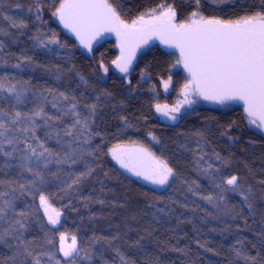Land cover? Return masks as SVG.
Instances as JSON below:
<instances>
[{
  "label": "trees",
  "instance_id": "1",
  "mask_svg": "<svg viewBox=\"0 0 264 264\" xmlns=\"http://www.w3.org/2000/svg\"><path fill=\"white\" fill-rule=\"evenodd\" d=\"M38 2L39 13L36 12L37 0H0V32L5 33L0 35V44L3 45L0 47V77L4 78L5 86L15 84L19 88L23 84L30 89L29 100L17 106V110L30 111L34 107L30 102L34 99L33 94L43 92L48 95L44 91L46 88L74 95L79 100V110L85 114L87 110L83 106L96 102V96L101 97L100 110L92 128L94 133H99L92 145L99 146L100 152L95 160L85 157L96 171L83 182L78 193H72L71 198L64 194L55 195L58 190L48 189L53 206L64 213L61 225L56 227L70 235L76 234L85 247L89 246L93 236L111 238L119 234L121 240L115 242V247H119L120 252L135 264H250L244 255L258 260L264 258V183H261L264 181V135L248 129L244 110L237 108L222 112L202 108L185 116L176 126L162 125L154 117L150 81L155 83V89L160 90L159 80L167 75L169 66V58L164 52L155 48L143 56L129 81L113 73L99 77L96 73L101 69L98 63L111 64L114 59L112 45L103 43L91 59L83 49L76 48L77 42L64 33L57 18L52 16L59 0ZM109 2L125 20H132L163 3L172 5L180 19L198 11L205 18L225 21L255 14L264 6V0H200L199 5L195 0ZM6 17L24 21L28 27L14 28ZM53 35L60 44L42 46L34 39L40 36L47 40ZM27 60L31 63H25ZM15 64H20V68L13 67ZM142 71L149 75L150 81H140ZM81 77L88 83H82ZM0 105L10 108L6 102H0ZM46 110L55 113L51 105H47ZM70 123L71 118L65 117L63 124ZM44 131L39 129L37 135L43 138ZM196 133L205 138L201 143L209 157L215 150L232 160V166L222 170L244 178L245 188L251 187V209L240 195L232 192L225 193V199L221 201L226 212H219L218 208L200 198L216 195L219 190L203 175L204 161L200 162L199 168L194 162L199 154L196 141L200 137ZM133 141L150 146L157 157L173 168L175 176L166 188L158 190L145 185L140 178L110 159V147ZM49 146L57 147L54 141H50ZM5 159L0 157V165ZM209 162L219 166L214 159ZM10 163L15 165L20 161L17 158ZM50 167L55 169V165ZM64 168L73 170L67 165ZM74 170H83V164L75 165ZM19 173L15 167L5 169L0 172V179L22 181L30 178L28 173L23 177ZM193 181L200 185L195 195L188 191L189 186L195 188ZM101 200L103 204L99 203ZM32 203L30 195L19 197L16 210H23ZM159 208L164 212L157 211ZM42 225L51 227L46 224L41 209L40 217L29 222L24 234L25 240L33 241L37 253L45 247ZM141 236L144 239L141 240ZM125 239L127 243H124ZM137 242L138 246H131ZM8 243L15 245L17 242L10 239ZM234 248L242 255L237 256ZM14 251V248L0 244V264H16L11 259ZM94 251L96 255L92 264H104L105 261L120 264L119 257L103 241ZM28 264H31L30 260Z\"/></svg>",
  "mask_w": 264,
  "mask_h": 264
},
{
  "label": "snow or ice",
  "instance_id": "2",
  "mask_svg": "<svg viewBox=\"0 0 264 264\" xmlns=\"http://www.w3.org/2000/svg\"><path fill=\"white\" fill-rule=\"evenodd\" d=\"M199 2L200 0H195L197 5ZM40 11L37 0L36 12ZM146 15L147 19L142 15L137 20L126 23L109 0H59L52 12V16L89 51L101 34L115 33L121 54L112 63L122 73L129 71L137 50L154 38L159 39L166 47L176 49L179 53L176 64L182 65L189 77L180 93L183 99L171 107L167 104L155 105L156 112L170 121H177L181 108L195 104V97L198 96L219 104L241 101L249 123L264 131V6L260 12L227 21L208 19L198 11H193L188 23H176L175 10L163 4L159 12L153 10ZM39 18L37 15V19ZM6 19L10 20L14 28L28 27L24 21L18 22L11 17ZM3 34L5 33L0 32V35ZM34 39L42 46L60 44L54 35L47 40L40 36ZM25 63L30 64L31 61L27 60ZM13 67L20 68V64ZM101 68L107 73L108 69L103 63ZM81 81L88 83L83 77ZM170 84L169 77L164 81L165 90ZM29 91L23 84L19 88L15 84L5 86L4 78L0 77V102L10 105L9 109L0 105V157L6 158L3 165H0V172L15 167L20 170L21 177L25 173L30 174V178L22 181L0 179V244L15 249L11 259L16 264H28L29 260L31 264H92L93 256L96 255L94 249L103 241L119 257L120 264H135L120 252L119 247H115V242L121 240L119 234L111 238L93 236L88 242L89 246L85 247L76 234L70 235L57 228L56 226L61 225L64 213L53 206L52 195L48 191L49 188L58 190L55 195L64 194L71 198L72 193H78L83 182L96 171L85 157L95 160L100 152L99 146L92 145L94 137L99 135L92 128L100 110L101 97L96 96V102L83 106L87 110L85 114L79 110L80 103L74 95L46 88L44 91L48 95L43 92L33 94L34 99L30 102L34 103V107L30 111L17 110V106L24 105L29 100ZM47 105L55 110L54 114L46 110ZM65 117L71 118L70 124H63ZM61 124L63 126H58ZM41 128L45 130L43 138L37 135ZM195 135L200 139L196 141V151L199 154L194 162L199 168L200 162L204 161L206 166L201 169L203 175L219 190L216 195L208 194L200 198L214 208H219L220 201L225 199L224 194L232 192L240 195L251 209V187L245 188L242 182L244 178L222 170L230 168L232 160L215 150L209 157L207 149L201 143L205 138L201 133ZM152 138L156 139L155 136ZM50 141H54L57 147H50ZM84 145L92 146L85 148ZM110 154L122 169L152 185L163 188L175 176L173 168L165 160L143 146L116 144L110 149ZM205 157L209 159L205 160ZM17 158L19 164L10 163ZM213 159L219 162L218 167L209 162ZM77 164H83V170H74ZM52 165H55L54 170L50 167ZM65 165L73 170L66 171ZM192 184L195 188L189 186L188 191L195 195L200 185L195 181ZM25 195H30L33 203L17 211L16 201ZM99 203L103 204L104 201ZM172 203L176 201L172 200ZM41 209L43 217H46V224L51 227L42 225L45 247L37 253L32 246L33 241L25 240L24 234L29 222L40 217ZM157 211L164 212V209L159 208ZM10 239L17 243L9 244ZM140 239L144 237L141 236ZM127 242L125 239L124 243ZM131 246H138V242ZM233 250L237 256L242 255L241 251L235 248ZM100 254H103V247ZM243 258L250 264H264V258L258 260L249 255H244Z\"/></svg>",
  "mask_w": 264,
  "mask_h": 264
},
{
  "label": "rangeland",
  "instance_id": "3",
  "mask_svg": "<svg viewBox=\"0 0 264 264\" xmlns=\"http://www.w3.org/2000/svg\"><path fill=\"white\" fill-rule=\"evenodd\" d=\"M161 5L162 4H160V5L156 6V7L150 8V9L142 12L141 14L137 15L132 20H125L124 18H122L121 15H120V12L118 11V9L115 8L114 6L113 7L116 9L117 13L120 15V17H121L122 20H124L126 23H131L133 20H137L142 15L145 16V18L147 19L148 16L146 15V13H150L153 10H156L157 12H159V9H160V6ZM163 5L170 6V7L173 8L172 5H168V4H164V3H163ZM199 14L202 15L201 13H199ZM190 16H191V14L188 15V16H186L185 18L180 19L177 16V12H176L175 22L176 23H188ZM54 18H56V17H54ZM103 43H108V44L112 45V48L115 49L116 52L118 51L119 41H118L115 33H111V35L108 37L107 41L100 43L99 46L103 45ZM80 46L81 45L77 42L76 48H79L82 51L83 47L81 46L82 48H80ZM99 46L97 45L96 48H98ZM149 50H150L149 48L145 47V48L139 49L138 50L139 51L138 53L136 52L137 53V55H136V57H137V64H138L139 60L148 53ZM83 51L85 53H88L89 57H91V59H93V51L92 52L91 51H85L84 49H83ZM120 54L121 53L118 52L114 56V58H116V57L118 58L120 56ZM164 54H166L168 56V58H169V66H168V73H167V75L164 78H161L159 80L160 90H158V88L155 89V87H154L155 86V83H153L152 81H150L151 79H150L149 75L145 71H142V73L140 75V81H142V82L150 81V83H152L151 84V87H152L151 94L153 95V98H155V100L153 101V109H154V107H155V105L157 103H159L161 105L167 104V105H169L171 107V106H174L176 103H178L179 100L183 99V97L180 95V93H181V90L183 89L184 84L187 83V81L189 79L188 73L184 70L183 66L180 65V64H176V61H177V59L179 57L178 51L176 49H168V50H166L164 52ZM101 63H98V68H101ZM111 64H104L103 63L104 67H107L108 71H107V73H105L102 68L99 69V71H96L95 70L96 73H97V75L99 77H103V75L106 76V74H110V73H114V75L118 74L117 71H115V68ZM134 71L135 70H133V72H131V73L126 74L122 79H124V81H129L130 78L132 77V75L134 74ZM169 77L171 78V84L168 87V89L165 90V88H164V81L165 80H168ZM195 99H196V103L195 104H193V105H191L189 107L187 105H185L183 108H181V111H180V113L178 115L179 117L183 116V118H184L185 116L189 115L192 112H195V111H197L199 109H202V108H208V107L209 108H215L218 111H222V112H228V111H232V110L237 109V108H242L241 106H239L237 104H234V103H225V104H222V105H219V106L211 107L210 105H208V103L206 101L202 100L200 97L197 96V97H195ZM154 117L157 120V117H156L155 114H154ZM245 123H246V126L248 127V129H250V130H252V131H254L256 133H262L264 135V131L256 128L255 125H251L249 123L248 117H245ZM162 125H164V124H162ZM164 126H166V125H164ZM166 127H169V126H166ZM148 140H150L151 142H153L151 139H148ZM122 144H124V145H140V146H143V147L147 148L149 151H151L153 153V151H152V149H151L150 146L144 145V144L139 143V142L133 141V142H127V143H122ZM112 147H110L108 149V154H109L110 159L114 162V160L112 159L111 154H110V149ZM115 163H117V162L115 161ZM171 181L172 180H170V182ZM144 184L150 186L153 189H158V190H162V189H164V188H166L168 186V185H166L163 188H161L159 186L152 185L150 183H148V184L144 183ZM220 203H221V201H220ZM218 209H219L218 210L219 212H226V206L222 205V203H221V205L219 206ZM62 219H63V216L61 217V222H62Z\"/></svg>",
  "mask_w": 264,
  "mask_h": 264
},
{
  "label": "water",
  "instance_id": "4",
  "mask_svg": "<svg viewBox=\"0 0 264 264\" xmlns=\"http://www.w3.org/2000/svg\"><path fill=\"white\" fill-rule=\"evenodd\" d=\"M58 22H59V25H60V27H61V29L64 31V33L68 36V37H71V38H73L75 41H77L78 43H79V40L77 39V37L73 34V33H71L68 29H66V28H64V26H63V24L58 20ZM109 32H105V33H103V34H101L94 42H93V44H92V48H93V46L95 45V43L98 41V40H100V39H103L107 34H108ZM80 44V43H79ZM147 44H149V45H155V44H160L162 47H166L165 45H163V44H161V42H160V40L159 39H152V40H150ZM82 46V45H81ZM83 47V46H82ZM83 49L85 50V51H89L87 48H84L83 47ZM134 61H135V59L132 61V64H131V66H130V68H129V70L132 68V66H133V64H134ZM116 67V66H115ZM207 103H208V105H210L211 107H215V106H219V105H222V104H219V103H216V102H214V101H208V100H205ZM225 103H234V104H237V105H239V106H241L242 108H243V110H244V106H243V103L241 102V101H226ZM224 103V104H225ZM154 111L156 112V110H155V108H154ZM245 112V111H244ZM157 113V112H156ZM157 114H159V116L161 117V121H162V124H164V125H166V126H175V125H177L178 123H179V121H178V118H177V121H175V122H173V121H170L169 119H167L166 117H164V116H162L160 113H157ZM246 114V113H245ZM129 146H132V145H129ZM145 148V147H144ZM142 179V178H141ZM142 181L144 182V183H146V184H148L149 182H147V181H145V180H143L142 179Z\"/></svg>",
  "mask_w": 264,
  "mask_h": 264
},
{
  "label": "flooded vegetation",
  "instance_id": "5",
  "mask_svg": "<svg viewBox=\"0 0 264 264\" xmlns=\"http://www.w3.org/2000/svg\"><path fill=\"white\" fill-rule=\"evenodd\" d=\"M111 35V33H108L103 39H100V40H98L96 43H95V45L93 46V48H92V50H91V52L93 51V53H94V51L97 49L96 48V46L98 45L99 46V44L100 43H102V42H105V41H107V39H108V37ZM145 47H147V48H149L150 50L149 51H151V50H153V49H155V48H159L162 52H165L166 50H168V49H173V48H168V47H162L160 44H155V45H149V44H146V45H143L141 48H139V49H142V48H145ZM96 48V49H95ZM138 49V50H139ZM114 50V53H115V55L118 53V52H120V47L118 48V51L116 52V50L115 49H113ZM137 50V53L139 52ZM148 51V52H149ZM137 53H136V55H137ZM147 53V52H146ZM145 53V54H146ZM143 56V55H142ZM117 59V57L116 58H114V60H116ZM113 60V61H114ZM114 68H115V71H117V73L118 74H116L115 76H117L118 78H123L126 74H128V73H131V72H133V70H135V67H136V65H137V57L135 56V61H134V64H133V66H132V68L127 72V73H122V72H120L119 71V69L118 68H116L115 67V65L112 63L111 64ZM114 74V73H113ZM124 80V79H123ZM157 93V92H156ZM170 99V98H169ZM168 99V100H169ZM202 99V98H201ZM153 101L155 100V98H153L152 99ZM202 100H204V99H202ZM205 101V100H204ZM188 107H189V105H187ZM155 108V107H154ZM154 110V109H153ZM155 112V111H154ZM155 115H156V117H157V121H159L160 123H162V121H161V117L159 116V114H157L156 112H155ZM182 118H183V116H181V117H179L178 116V121L180 122L181 120H182ZM169 127H172V126H169Z\"/></svg>",
  "mask_w": 264,
  "mask_h": 264
}]
</instances>
